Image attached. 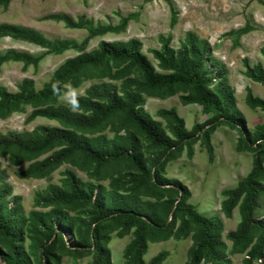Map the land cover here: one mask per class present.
Returning a JSON list of instances; mask_svg holds the SVG:
<instances>
[{
  "label": "trees",
  "instance_id": "16d2710c",
  "mask_svg": "<svg viewBox=\"0 0 264 264\" xmlns=\"http://www.w3.org/2000/svg\"><path fill=\"white\" fill-rule=\"evenodd\" d=\"M10 1L0 0V4L6 8ZM44 18L62 21L72 29H87L89 34L80 44L68 40L48 43L29 28L0 24V37L35 42L46 46L48 53L79 51L57 67L39 90L31 79H24L15 92L0 85V119L30 105L27 123L44 118L58 124L0 133V158H6L12 167L28 162L17 173L21 179H46L64 164L71 168L63 171L60 185L50 184L36 194L34 207L40 210L26 215L21 197L13 195L0 164V264H61L64 252L90 255L92 264H111L108 244L113 234L131 236L123 249L126 264H162L169 256L166 250L148 262L142 259L149 243L182 240L189 235L192 245L185 264H225L222 221L200 213L188 203L186 187L165 176L167 164L183 147L191 157L192 146L199 140L212 160L210 136L220 124L237 130L239 149L252 153L249 173L221 193V213L231 218L237 209L239 214L236 228L226 234L230 254H243L242 264H264V123L254 131H245L234 108L226 70L211 55L209 42L187 32L174 50L171 35L160 36L161 47L148 49L157 62L154 66L136 39L101 41L97 49L85 51L92 38L123 30L127 19L120 26L94 27L83 16L77 21L62 14ZM176 20L173 13L171 24ZM7 60L27 67L36 66L40 57L10 51L0 56V65ZM245 76L264 85L261 64L247 66ZM94 79L101 81L69 105L56 103L69 88ZM176 89L187 91L181 97L184 105H200L214 116L191 130L185 128L174 108L157 112L164 126L152 120L144 110L145 95L166 98ZM246 91L248 107L264 111V100L250 88ZM107 128L112 138L103 133ZM48 152L49 156L39 160ZM26 236L32 249H40L37 262H32L22 247Z\"/></svg>",
  "mask_w": 264,
  "mask_h": 264
},
{
  "label": "rangeland",
  "instance_id": "374dc122",
  "mask_svg": "<svg viewBox=\"0 0 264 264\" xmlns=\"http://www.w3.org/2000/svg\"><path fill=\"white\" fill-rule=\"evenodd\" d=\"M176 14V23L171 24L172 14ZM68 15L74 21L79 17L98 25L120 26L123 19H127L125 28L119 33L109 32L103 36L92 38L86 52L95 50L101 41L127 42L136 39L141 43V51L150 62L156 66L148 49H159V37L171 35L170 46L176 50L187 32H192L210 44V53L225 68L227 84L233 91L234 108L240 113L245 131H254L264 123V111L251 109L245 102L246 89L250 88L254 96L264 100V85L253 82L245 76L247 66L254 67L261 64L264 68V0H11L6 8L0 4V24L18 25L39 33L45 41L52 43L68 40L80 44L89 34L87 29H72L62 21L46 19L48 15ZM26 53L32 57H40L36 66L24 67L20 61L7 60L0 65V85L10 92L17 91V85L24 79H31L35 89L39 90L50 80L53 72L68 58L79 54L75 49H69L61 54L48 53L46 46L35 42L0 37V56L8 52ZM101 80H85L78 88H69L57 98L56 103L69 105L71 101L85 94V91ZM105 81V80H104ZM115 83L119 84L120 81ZM67 84L66 86H68ZM187 91L176 89L174 95L157 98L145 95L144 110L152 120L165 121L157 112L161 109L174 108L179 117L183 118L185 128L191 130L195 125L204 124L214 116L206 113L197 104L184 105L181 97ZM32 106L27 105L19 111L11 113L7 118L0 119V133L9 131H31L38 126L54 127L58 124L44 118H36L26 122ZM109 138L113 133L109 128L103 132ZM239 133L227 125L216 126L210 136L213 148V159H209L208 152L201 140L192 146V156L183 147L175 160L166 166L165 176L176 179L189 191L188 203L206 216H216L223 224V240L225 249V264H242L243 254H230L231 243L226 234L233 231L239 222L238 210L233 211L231 218H226L220 211L223 199L222 191L233 188L252 167V153L239 149ZM51 152L41 156L39 160L49 156ZM1 168L6 171V181L12 187L13 195L21 197L25 214L34 207V198L38 192L44 191L50 184L60 185L63 171L71 168L64 164L46 179H21L17 173L28 165L23 163L18 167L8 164L6 158H0ZM77 174L86 179L84 173ZM104 185L108 181L103 182ZM263 213L264 219V201ZM261 212V209L258 213ZM67 239V237H66ZM131 236L119 238L111 236L108 244L111 264H126L123 249ZM192 245L191 235L182 240L170 238L165 241L150 242L148 251L142 259L148 262L150 258L162 250L169 252V256L162 264H185L187 252ZM26 253L37 262L40 249H32L28 237L22 246ZM61 264H92L90 255L74 256L64 252Z\"/></svg>",
  "mask_w": 264,
  "mask_h": 264
}]
</instances>
